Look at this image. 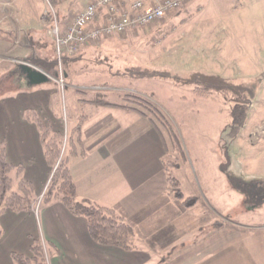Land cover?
Wrapping results in <instances>:
<instances>
[{
	"label": "rangeland",
	"instance_id": "obj_1",
	"mask_svg": "<svg viewBox=\"0 0 264 264\" xmlns=\"http://www.w3.org/2000/svg\"><path fill=\"white\" fill-rule=\"evenodd\" d=\"M91 1L56 0L52 5L49 0H0V94L23 89L7 74L8 69L22 62L35 65L49 76L46 83L53 91L55 124L51 126L66 137L70 128L80 122L82 142V125L90 118L88 112L93 114L92 111H97L95 118L98 122L104 119L98 112L99 107H102L101 111H112L109 106L130 109L104 102L129 104L125 98L135 94L147 98L158 107L157 112L145 111L153 117L157 126L155 130L145 128L142 122L129 127L131 133L139 137V142L159 139L163 146L161 161L166 172V184L169 175L175 177L177 184L171 190L167 188L164 200L160 199L159 202H167V206L172 207L178 204L182 206L179 223L182 238L171 250L156 243L152 247L147 245L150 264L174 255L173 251L184 246L189 239L210 236L207 233L219 224L264 223V68L240 69L235 73L236 78L215 75L233 83L232 87L237 86V93L232 91V87L228 90L207 88L208 92L205 93L196 91V86L206 87L208 81H188L186 78L192 73L200 72L179 69L174 59L180 57L183 45L188 43L186 40L182 43L177 37L181 27H189V16L184 20V17L167 19L170 14L180 15L191 0H181L178 7L168 9L162 18L146 25L132 26L123 32L104 34L96 39L89 38L77 46L68 45L72 49L67 45L58 47L55 26L59 37H62L75 16ZM132 1L117 0L116 3L121 11H126ZM140 1L148 5L157 3V0ZM101 8L103 12L97 10L88 28L105 22V8ZM255 8V12L262 13L263 17L254 22L241 21L247 31L264 29L263 0H259ZM192 9L199 15L208 11L221 13V5L218 10H213L210 5L200 1L195 2ZM232 10L235 9H226L225 12H229L227 16ZM223 26V21L217 24L219 29ZM251 39L247 32L245 43L248 44ZM261 39L264 40V36ZM243 55L249 57L246 52ZM31 58L39 59L42 64L57 62L50 70H45L44 64L34 63ZM241 99L246 100V118L233 133L231 110ZM42 119L50 123L48 119ZM22 172L23 166L20 177L25 179ZM12 177V188H16L17 175ZM49 177L50 173L38 193L33 188L28 210L20 211L37 213L45 203L43 195ZM176 191H180L181 195H176ZM192 197L194 201L187 200ZM141 201L142 197L139 205H142ZM193 207L197 208L194 210ZM117 209L114 208L117 214L133 228L131 248H134L138 244L135 236L140 237L144 219L140 212L127 217ZM154 215L155 218L150 215L149 221L152 220L153 229L157 231L158 225L164 222L161 216L158 218L156 213ZM169 215L172 214L163 216L168 218ZM172 221L171 217V223H165L166 229L171 227ZM34 238L40 239L49 264L54 246L44 240L40 231L33 236L29 246Z\"/></svg>",
	"mask_w": 264,
	"mask_h": 264
},
{
	"label": "crops",
	"instance_id": "obj_2",
	"mask_svg": "<svg viewBox=\"0 0 264 264\" xmlns=\"http://www.w3.org/2000/svg\"><path fill=\"white\" fill-rule=\"evenodd\" d=\"M198 1L213 10L221 5V13L193 12V4ZM258 1L191 0L180 15H168L169 20H178V17L184 20L189 16V27H181L177 37L189 44H181L180 57L174 58L176 66L184 71L229 78H236L235 73L243 68H264V40L261 39L264 29L247 31L241 22L262 19V13L255 12ZM228 7L235 10L227 16ZM98 10L103 12L101 7ZM220 21L224 23L222 29L217 28ZM247 32L252 36L248 44L245 43ZM244 52L249 57H244ZM7 72L23 89L0 94V141L4 143L7 160L23 166L22 176L38 193L51 168L45 161L38 129L24 117V111L34 109L54 126L53 91L46 82L29 85L19 68L11 67ZM101 108L98 112L104 119L97 122V111H92L94 115L88 112L90 118L82 125L85 154L70 159L71 175L79 197L119 208L127 217L141 213L144 224L140 227V237L135 236L137 246L125 249L97 243L88 234L84 216L73 214L59 201H52L41 205L37 213L7 209L0 215V264H13L10 251L29 254V243L38 231L54 246L49 264H150L147 245L152 247L156 243L171 250L181 241L182 206L159 202L167 192L161 161L163 146L159 139L139 142V137L130 131V127L140 122L145 128H156L148 118L132 109L109 106L112 111H101ZM141 197L142 205H139ZM160 212L172 215L166 218ZM154 213L164 222L158 225L157 231L152 220L149 221L151 214L155 218ZM171 217V227L166 229L165 223L168 221L169 225ZM229 223L214 227L204 239L198 236L195 240L187 239L184 246L173 251L174 255L153 264H264V223Z\"/></svg>",
	"mask_w": 264,
	"mask_h": 264
},
{
	"label": "trees",
	"instance_id": "obj_3",
	"mask_svg": "<svg viewBox=\"0 0 264 264\" xmlns=\"http://www.w3.org/2000/svg\"><path fill=\"white\" fill-rule=\"evenodd\" d=\"M49 2L54 5L56 0H49ZM31 61L37 64L42 62H39L37 58H31ZM56 62L57 61L54 60V62L43 63L45 70H50ZM16 67L20 69L19 64ZM186 79L191 82L198 81V79L207 80L209 83L208 86H196L194 88L200 93L208 92L207 90L209 88L214 90H228L232 87L231 85H234L224 78L215 75L206 76L200 73H192L191 76ZM232 89V91L237 93V90H235L237 86H233ZM241 100L242 101L238 100L231 110L233 133L237 132L246 118V106L244 104L246 100ZM95 101L97 102V100ZM125 101H127V103L129 102V104L109 102H104V104L120 105L122 107L134 109L147 117L151 124L157 128L153 117L145 112H157L159 109L154 103L145 97L135 94L125 98ZM24 117L36 125L42 143L45 161L51 168L49 183L43 195L45 203L59 201L73 214L84 216L88 234L97 243L130 249L133 246L132 226L122 216L117 214L114 208L98 204L85 197H79L76 193L69 162L72 157L81 156L85 153L80 134V122L72 126L68 135L65 137L61 131L53 129L49 122L44 121L34 109H26L24 111ZM21 170V164H14L7 160L4 143L0 141V214L6 209L15 212L28 210L33 186L30 181L20 177ZM12 175H17L16 188H12ZM167 183V188L169 190L174 188L177 184L175 177L170 175L167 178ZM175 194L181 195L180 191H176ZM187 200L191 202L192 200L194 201L193 197ZM1 232L0 228V234ZM29 249L31 253L27 256L16 251L10 252L13 264H47L45 257L46 253L44 252L40 239L34 238Z\"/></svg>",
	"mask_w": 264,
	"mask_h": 264
},
{
	"label": "built area",
	"instance_id": "obj_4",
	"mask_svg": "<svg viewBox=\"0 0 264 264\" xmlns=\"http://www.w3.org/2000/svg\"><path fill=\"white\" fill-rule=\"evenodd\" d=\"M116 1L93 0L89 2L75 16L72 24L62 37H59L58 28L55 26L54 33L57 46H77L89 38L96 39L104 34L123 32L132 26L146 25L153 20L162 18L168 9L178 7L181 0H157V3L152 5L145 4L140 0H134L129 4L126 11H121ZM99 7L105 8V22L99 26L88 28V23L96 17ZM69 49L72 48L69 47Z\"/></svg>",
	"mask_w": 264,
	"mask_h": 264
},
{
	"label": "water",
	"instance_id": "obj_5",
	"mask_svg": "<svg viewBox=\"0 0 264 264\" xmlns=\"http://www.w3.org/2000/svg\"><path fill=\"white\" fill-rule=\"evenodd\" d=\"M19 67L29 85L41 84L49 80V76L43 70H40L31 63L22 62L19 64Z\"/></svg>",
	"mask_w": 264,
	"mask_h": 264
}]
</instances>
